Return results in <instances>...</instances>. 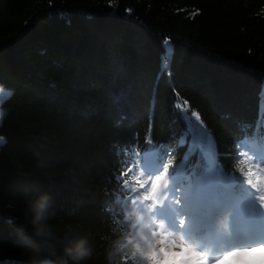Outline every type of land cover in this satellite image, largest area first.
Here are the masks:
<instances>
[{"label":"trees","instance_id":"1","mask_svg":"<svg viewBox=\"0 0 264 264\" xmlns=\"http://www.w3.org/2000/svg\"><path fill=\"white\" fill-rule=\"evenodd\" d=\"M262 84L264 0H0V87L13 93L0 117V264H27L34 245L56 258L81 238L92 248L82 264H123L133 245L116 242L141 228L131 206L132 221L118 222L114 176L127 161L116 153L163 144L171 179L191 143L179 146L174 107L186 100L224 173L242 174L249 161L232 154L239 125L256 124ZM240 107L251 112L239 121ZM42 191L56 210L46 242L27 220Z\"/></svg>","mask_w":264,"mask_h":264},{"label":"snow or ice","instance_id":"2","mask_svg":"<svg viewBox=\"0 0 264 264\" xmlns=\"http://www.w3.org/2000/svg\"><path fill=\"white\" fill-rule=\"evenodd\" d=\"M164 46L171 54L167 40ZM167 67L162 58V70ZM12 94L0 88V96ZM174 107L180 109L185 124L179 146L187 144L189 137L191 143L180 164L172 168L171 187L166 178L173 160L165 145H153L148 139L143 154L134 145H125L116 153L127 161L124 171L114 176V204L124 210L116 213L118 222L127 226L132 221L133 212L128 211L131 206L140 209L135 212L136 221L131 228L147 229L140 231L138 238H125V247L133 245L134 250L130 256H123V264L129 261L132 264H251L242 258L255 253L261 254L259 264H264V84L259 92L255 126L239 125L244 135L235 142L238 154H232V159H248L249 167L247 171L241 169L242 174L234 169L224 173L218 163L214 139L203 126L199 113L188 112L186 100ZM3 115L0 112V117ZM224 118H230L229 114ZM123 119L125 116L121 115L117 125ZM249 128L253 129L251 135ZM6 143L0 136V146ZM197 151L201 161L186 170L189 157ZM169 193L173 196L171 201ZM142 211L150 214V224L142 225L145 219ZM176 232L183 234L179 242L174 236ZM194 239L201 241L199 250L191 247ZM209 245L212 249L206 255ZM217 252L221 253L218 257L214 254Z\"/></svg>","mask_w":264,"mask_h":264},{"label":"clouds","instance_id":"3","mask_svg":"<svg viewBox=\"0 0 264 264\" xmlns=\"http://www.w3.org/2000/svg\"><path fill=\"white\" fill-rule=\"evenodd\" d=\"M53 205L54 198L49 191L37 193L28 204V213L30 214L27 216L28 223L32 226L34 235L45 242L53 235L52 228L48 223L50 218L56 215ZM116 246L118 248L125 247V241L118 240ZM91 255L92 248L87 239L81 238L75 244L66 246L63 255L56 258L42 255L39 246L34 245V251L27 264H82Z\"/></svg>","mask_w":264,"mask_h":264},{"label":"rangeland","instance_id":"4","mask_svg":"<svg viewBox=\"0 0 264 264\" xmlns=\"http://www.w3.org/2000/svg\"><path fill=\"white\" fill-rule=\"evenodd\" d=\"M2 88V87H0ZM4 90V89H3ZM5 93H7L5 90H4ZM10 100V97L8 96H0V112H3L4 108L6 109V107L8 106V102ZM262 167H264V162H262ZM172 179V178H171ZM171 179H169V185L171 187ZM169 201H171L173 199V196L171 195V193H169ZM136 211H140L139 208H135L134 212ZM142 215H144L145 219L144 221L142 222V225H148L151 223V219H150V214L147 213V212H141ZM147 231V229H144L143 227H141V230L140 231ZM175 238L177 239V241L179 242L181 239H182V236L183 234L181 232H176L174 234ZM138 238V235L136 236ZM201 244V241L198 240V239H194L191 243V247H193L194 250H199V245ZM210 246L209 245V248L208 250L206 251V255L208 254V252H210ZM223 251V249H222ZM217 257L221 254L220 252H217V253H214ZM260 258H261V254L260 253H255L253 254L252 256H249V257H245V258H242L243 260H246V261H249L251 262V264H259L260 262Z\"/></svg>","mask_w":264,"mask_h":264},{"label":"bare ground","instance_id":"5","mask_svg":"<svg viewBox=\"0 0 264 264\" xmlns=\"http://www.w3.org/2000/svg\"><path fill=\"white\" fill-rule=\"evenodd\" d=\"M238 112V117L236 118L237 120H242V119H244L245 117V115L244 116H242L243 114H245V113H248L249 114V112H251V110H248V112H245L244 110H243V108L242 107H240V109H239V111H237ZM212 249V245L210 246V250Z\"/></svg>","mask_w":264,"mask_h":264},{"label":"water","instance_id":"6","mask_svg":"<svg viewBox=\"0 0 264 264\" xmlns=\"http://www.w3.org/2000/svg\"><path fill=\"white\" fill-rule=\"evenodd\" d=\"M5 109V108H4Z\"/></svg>","mask_w":264,"mask_h":264}]
</instances>
